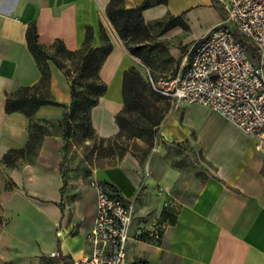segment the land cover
<instances>
[{
  "label": "crops",
  "instance_id": "1",
  "mask_svg": "<svg viewBox=\"0 0 264 264\" xmlns=\"http://www.w3.org/2000/svg\"><path fill=\"white\" fill-rule=\"evenodd\" d=\"M144 1L124 0V7L134 9ZM110 2L0 0V220L5 222L4 227L0 225V264H72L88 256L91 246L87 235L97 214L93 181L111 185L115 191L107 186L109 190L134 204L130 260L264 264V157L257 150V141L223 117L193 118L194 106L185 107L181 121L172 117L160 127L162 140H192L212 168L190 200H178L174 224L161 223V214L164 202L176 199L174 185L179 173L167 166L158 178L153 163H142L130 152L118 164L95 170L90 184H71V197L62 191L61 137L46 136L33 164L11 170L1 165L8 151L23 149L30 137L29 118L8 114L6 107L9 95L38 84L43 77L27 44L26 33L32 24L43 46L52 48L62 41L69 51L82 47L88 29L94 33L91 46L102 47L100 26L104 27L113 48L100 70L107 91L92 109L91 123L100 138L111 139L120 133L116 117L125 106L124 73L131 68L138 70L139 59L130 54L109 22ZM218 3L221 0H167L145 10L143 20L151 24L181 17L187 32L178 26L165 38L192 44L221 24ZM48 67L50 91L57 104L41 106L35 118L58 123L70 110L71 86L53 62L49 61ZM160 225L164 226L160 243L139 238L141 231ZM55 252L58 257L51 256Z\"/></svg>",
  "mask_w": 264,
  "mask_h": 264
},
{
  "label": "trees",
  "instance_id": "2",
  "mask_svg": "<svg viewBox=\"0 0 264 264\" xmlns=\"http://www.w3.org/2000/svg\"><path fill=\"white\" fill-rule=\"evenodd\" d=\"M166 2L167 0H145L137 8L126 9L124 0H111L107 8V18L127 50L133 57L149 67H154L159 61L155 55V49L147 45L154 26L165 25L167 31L178 26L185 31L188 30V26L181 17L167 18L151 24L144 22L143 12L145 10ZM218 10L221 12L220 9ZM100 29L102 47L91 46L94 33L92 29H88L82 47L77 51H69L62 41H57L52 48L43 46L39 42L35 24L30 25L26 33L27 44L42 68L43 77L38 84L20 88L8 96L7 113H21L29 118L30 137L23 149H12L7 152L1 161V165L6 169L11 170L33 164L45 137L50 136L47 128L53 124L65 126L67 135H70L73 129L83 130L86 142L90 143L87 148L102 157L114 159L113 165L118 164L128 152L138 157L127 145L130 141H142L148 148L144 152L145 156H148L153 149L159 129L171 109L172 102L155 92L149 80L144 78L136 68H131L124 73L123 100L125 106L116 117L120 133L114 138L103 139L98 137L93 129L91 111L107 91L106 84L100 78V70L113 48L102 25ZM49 61L65 73L71 86L70 110L58 123L48 120L39 121L35 118L41 106L57 104L50 91ZM117 151L119 154L116 153ZM99 183L114 190V187L107 183ZM67 187L68 184L64 177L63 193ZM176 219V210L163 209L161 223L174 224ZM139 238L147 241L141 235Z\"/></svg>",
  "mask_w": 264,
  "mask_h": 264
},
{
  "label": "built area",
  "instance_id": "3",
  "mask_svg": "<svg viewBox=\"0 0 264 264\" xmlns=\"http://www.w3.org/2000/svg\"><path fill=\"white\" fill-rule=\"evenodd\" d=\"M221 2L226 21L195 42L189 65L176 75L149 81L176 108L181 103L196 104L219 114L255 138L264 157V0ZM91 185L97 191L96 222L87 235L91 253L72 264H153L129 259L134 204L97 181ZM178 207L173 197L163 204V209ZM163 228L143 230L140 235L160 243Z\"/></svg>",
  "mask_w": 264,
  "mask_h": 264
},
{
  "label": "rangeland",
  "instance_id": "4",
  "mask_svg": "<svg viewBox=\"0 0 264 264\" xmlns=\"http://www.w3.org/2000/svg\"><path fill=\"white\" fill-rule=\"evenodd\" d=\"M218 8L221 10L222 22L226 21L228 14L223 3H218ZM167 33L165 25H156L151 31V39L147 45L155 49V55H157L159 61L154 67L146 66L140 60L137 65L138 71L147 80L151 77L156 81L176 75L189 65L193 57L195 42L185 45L180 39L167 40L165 38ZM189 36L191 37V34ZM79 89L81 88L79 87ZM187 106L195 107L192 111L193 118L213 120L222 117L211 109L200 105L181 103L176 108L172 103L165 120L175 117L181 121ZM47 129L50 135L61 137L64 142L62 172L68 187L63 195L69 193L70 197L73 196L74 190L69 187L71 184L76 182L90 184L95 170L115 163L114 159L102 157L87 148L90 143L86 142L83 130L73 129L70 135H67L65 126L59 124H53ZM159 131V138L148 156H145L144 153L148 148L142 141H130L127 145L136 153L141 162L153 163L158 178L167 166L176 170L179 173V178L174 185L175 197L177 200H190L205 182L212 168L195 150L192 140L184 142H178L177 140L165 141L160 138L161 129ZM193 134L194 132L191 135L192 139L195 135ZM116 153L119 154V151ZM0 225L4 227L5 222L0 220Z\"/></svg>",
  "mask_w": 264,
  "mask_h": 264
}]
</instances>
